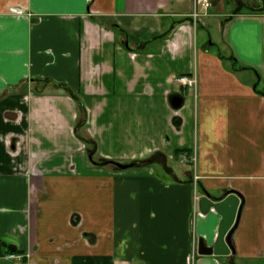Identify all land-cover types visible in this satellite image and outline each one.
Wrapping results in <instances>:
<instances>
[{"label": "crops", "instance_id": "obj_1", "mask_svg": "<svg viewBox=\"0 0 264 264\" xmlns=\"http://www.w3.org/2000/svg\"><path fill=\"white\" fill-rule=\"evenodd\" d=\"M207 1L0 0V264H264V0Z\"/></svg>", "mask_w": 264, "mask_h": 264}, {"label": "water", "instance_id": "obj_2", "mask_svg": "<svg viewBox=\"0 0 264 264\" xmlns=\"http://www.w3.org/2000/svg\"><path fill=\"white\" fill-rule=\"evenodd\" d=\"M252 6H258L256 0H247ZM180 96H173L170 102L173 107L181 104ZM88 159L92 161V155L88 154ZM93 162V161H92ZM102 165H112L120 170H125L134 166L133 163H121L113 160H105ZM240 196L237 192L229 191L228 194L219 201H213L208 194L198 200L201 213H207L210 209L215 210L221 215V220L217 229V236L212 246H207L202 238L198 240L197 252L202 255H227L233 251L231 244V234L237 223L241 208Z\"/></svg>", "mask_w": 264, "mask_h": 264}, {"label": "trees", "instance_id": "obj_3", "mask_svg": "<svg viewBox=\"0 0 264 264\" xmlns=\"http://www.w3.org/2000/svg\"><path fill=\"white\" fill-rule=\"evenodd\" d=\"M84 117H85L84 110H83L82 107H80V103H79V117H78V120H77V123H76V126H75V133L77 135H78V129L84 127V122H85V120H84L85 118ZM79 138L83 141V143H84V145L86 147L87 156H88V154H91L93 160L98 162V163L96 162L95 164H97V165L101 164L102 165L103 160L101 158H96L95 157V154H96V141L91 139L88 135H81L80 134ZM175 152H176L175 154L177 155V157L181 153H185L187 155L190 154V151H188L187 149H177ZM93 162H91V163H93ZM152 162H153V158L150 157V158H147L145 160L135 162L134 166L142 165V164H148V163H152Z\"/></svg>", "mask_w": 264, "mask_h": 264}, {"label": "built area", "instance_id": "obj_4", "mask_svg": "<svg viewBox=\"0 0 264 264\" xmlns=\"http://www.w3.org/2000/svg\"><path fill=\"white\" fill-rule=\"evenodd\" d=\"M209 5V2L207 0H203V6L207 7ZM193 18L195 19L197 17V14L193 12L192 14ZM175 81L178 82L181 85H185L188 87L195 88L197 84V79L194 74H181L175 77ZM181 160H186V158L183 156ZM196 178V177H195ZM197 200V198L195 199ZM17 257L15 254L10 253L6 255V258H15Z\"/></svg>", "mask_w": 264, "mask_h": 264}, {"label": "rangeland", "instance_id": "obj_5", "mask_svg": "<svg viewBox=\"0 0 264 264\" xmlns=\"http://www.w3.org/2000/svg\"><path fill=\"white\" fill-rule=\"evenodd\" d=\"M193 17V16H192ZM198 18V17H197ZM194 19V18H193ZM188 87V86H187ZM190 88H192V87H190ZM185 157L186 158V160H184V161H187V160H189L190 162H192L193 163V160H194V155H191V153L189 154V155H187V154H185V153H181L180 155H179V159L181 160L182 159V157ZM92 161H94L93 160V158H92ZM91 161V162H92ZM181 161H183V160H181ZM97 161H94V163H96ZM98 163V162H97ZM113 168H116V167H114L113 166ZM196 176H194V178H195ZM196 179V178H195ZM195 198H197V197H195Z\"/></svg>", "mask_w": 264, "mask_h": 264}]
</instances>
